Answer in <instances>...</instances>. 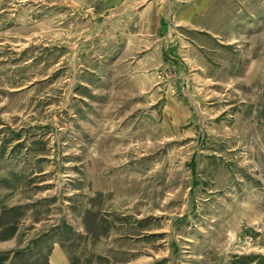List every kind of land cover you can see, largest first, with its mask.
Masks as SVG:
<instances>
[{"label":"rangeland","instance_id":"obj_1","mask_svg":"<svg viewBox=\"0 0 264 264\" xmlns=\"http://www.w3.org/2000/svg\"><path fill=\"white\" fill-rule=\"evenodd\" d=\"M235 1L131 55L140 10L0 0V264H264V0Z\"/></svg>","mask_w":264,"mask_h":264},{"label":"crops","instance_id":"obj_2","mask_svg":"<svg viewBox=\"0 0 264 264\" xmlns=\"http://www.w3.org/2000/svg\"><path fill=\"white\" fill-rule=\"evenodd\" d=\"M88 1L90 3L96 2V4L94 3L95 11L100 10L102 12L104 7H110V9L115 11V14L127 8H132L136 11L140 10L141 14L142 12L144 13L143 16L146 17H142L139 20L133 19L132 22H129L126 19H119L118 21L121 24L123 37L126 40V51L131 55H133L134 48L130 47L127 42L129 35L136 34L137 37H140V46L146 49L150 47L152 37H154L155 41H160V39L168 35L166 20L159 16V12H161L163 6H180L178 9L181 12V19L178 20L179 22H176L178 26H189L190 29L194 31H202L204 35L205 33H209L212 34V36L215 34L214 29L210 28L211 30H209L204 21V18L210 11V6H227V4H230V6H241L239 2L235 0H87V2ZM105 2H109L110 6H98L99 3ZM151 10L158 12L153 18H150L149 13L146 14V12H150ZM97 22H99V20L97 21L96 19L95 23ZM124 23L127 24L130 31L124 28ZM125 30H127V33H123ZM132 32L134 33L132 34ZM152 34L153 36H151ZM206 45H208L206 48H214L212 42ZM130 54L126 55V57H129ZM47 261L48 264H69L68 257L60 245H54L52 247L47 256Z\"/></svg>","mask_w":264,"mask_h":264}]
</instances>
